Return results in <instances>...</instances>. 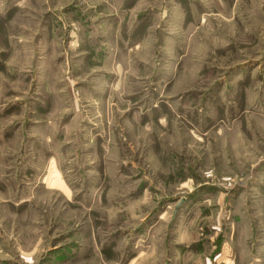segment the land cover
<instances>
[{
  "label": "rangeland",
  "instance_id": "1",
  "mask_svg": "<svg viewBox=\"0 0 264 264\" xmlns=\"http://www.w3.org/2000/svg\"><path fill=\"white\" fill-rule=\"evenodd\" d=\"M0 264H264V0H0Z\"/></svg>",
  "mask_w": 264,
  "mask_h": 264
}]
</instances>
